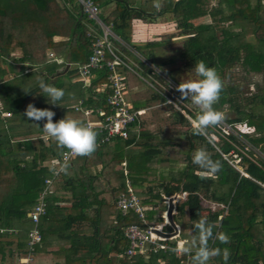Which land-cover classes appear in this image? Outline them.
Wrapping results in <instances>:
<instances>
[{"label":"trees","instance_id":"trees-1","mask_svg":"<svg viewBox=\"0 0 264 264\" xmlns=\"http://www.w3.org/2000/svg\"><path fill=\"white\" fill-rule=\"evenodd\" d=\"M94 1L100 9L108 8V15L102 20L108 25L112 22L113 30L126 40L121 35V26L132 18L133 4L138 0ZM112 2L113 8H109ZM140 10L144 16L150 15L148 18L167 12L177 17L178 27L187 34L182 59L188 62L189 68L198 60L205 61L223 80L224 88L214 107L218 111L228 110L226 121L233 127L245 122L255 130L238 132L242 140L236 134L209 128L210 134H220V141L211 143L197 135L207 143V153L220 162L221 170L201 179L203 170L193 164L192 147H189L185 167L170 176L161 175L164 181H172V185H157V191L153 192V186L143 189L144 173L154 170L151 163L156 158L145 150L152 146L149 131L135 128L128 138L114 137L102 142V134L96 129L98 148L95 153L73 157L55 178L56 181L63 177L69 182L71 207L79 212L64 214L63 207H58L64 196L52 189L47 191L46 212L37 224L42 239L34 246L33 259L51 232L46 227L49 220L60 219L70 227L73 219L89 218L97 222L96 229H90L89 234H81L86 230L73 231L70 248L63 250L64 264H188L190 256L172 251L179 237L168 241L167 250L151 252L148 257L124 255L129 247L124 235L125 225L137 222L148 227L163 223L167 205L162 195L187 192L184 200L175 202L174 220L178 225L182 224L186 211L190 214V224L184 225L183 235L180 230L181 239L186 238L188 230L197 235L195 223L204 217L215 225L214 237L217 232L230 237L227 244L218 239L209 241L210 247L229 249L228 264H264V157L256 159L251 151L245 150V143H249L264 153V0H166L151 13L145 6ZM203 17L209 21H195ZM88 24L98 27L87 18L77 0H0V264H23L20 258L27 254L29 234L35 228L30 212L38 203L46 180L54 176L55 163L66 150L59 149L49 138L43 139L42 127L28 125L31 120L25 116V111L29 104L41 109L50 104L39 88V81L64 90V97L57 103H63L68 112H75L78 104L107 109L104 92L97 90L101 84L109 82L107 74L100 72L98 79L85 85L76 67L68 64L87 60L93 38V34L88 35ZM60 33L66 38L55 40ZM50 48L64 59L62 63L50 60L47 53ZM19 50L21 56L13 57ZM148 54L154 59L152 53ZM26 63L31 68L24 67ZM235 65H240L245 72L243 81L226 84L225 71ZM255 75H260L262 82L251 90ZM38 76L34 81L31 79ZM154 96L164 99L159 93ZM34 97L39 100L37 103L30 101ZM132 103L134 108L145 104ZM187 112L195 118L196 113L189 109ZM176 115L182 123L191 126L180 111ZM186 134L187 139L194 135L192 126ZM32 137L36 139L35 145ZM234 153L242 156L238 164L234 162ZM123 162L138 195H146L142 198V203L150 206L146 210V223L135 212L122 214L117 208V198L127 187ZM69 167L74 169L73 174H67ZM162 170L164 173L165 169ZM203 199L221 203L224 208L212 211L203 206ZM106 207H112L109 216L113 214L114 218L103 225ZM91 209L96 210V216L86 215ZM213 264H224L222 257L213 258Z\"/></svg>","mask_w":264,"mask_h":264},{"label":"built area","instance_id":"built-area-1","mask_svg":"<svg viewBox=\"0 0 264 264\" xmlns=\"http://www.w3.org/2000/svg\"><path fill=\"white\" fill-rule=\"evenodd\" d=\"M77 1L80 3L83 12L86 13L87 18L93 21L98 27L93 26V24H88L90 28L88 35L93 34V38L91 52L87 60L84 63L70 62L68 64L76 67L79 77L85 85H90L93 80L98 79L100 72L107 74L109 81L107 84H101L97 88V90L104 92L107 109L101 107L93 109L78 104L75 106L77 114L80 115L78 119L91 126L94 130L97 129L102 134V142L109 141L114 137L128 138L132 129L140 128V119L145 113L144 108H134L129 98V74L142 77L144 74L149 73V70H153L152 59L146 58L141 52L126 43L122 37L112 30L110 25L102 20L100 6L94 0ZM117 44L121 46V49ZM136 52L140 55H136ZM134 54L137 56L136 58ZM49 58L58 63H62L64 60L62 57L56 56L53 51L49 53ZM141 72L144 74H140ZM148 82L154 86L153 81ZM93 116L94 118H92ZM133 124H135L134 127H132ZM240 125L242 124L239 123L233 127L230 124H225L221 129L224 134L233 133L242 139L237 130L240 132L251 131L249 129L242 130ZM245 126L249 128L246 123ZM245 144V150L247 152L251 151L256 159L262 156L264 157V154L259 149L249 143ZM73 157L75 156L68 153L67 150L63 151L61 159L54 165V176L46 180V187L41 192L38 203L30 212V216L35 222V228L29 234L28 252L20 258V262L23 264H31L34 255V246L42 239L37 224L40 217L46 212V193L51 189L55 178L63 171ZM233 157L235 158V164H238L242 158L237 153H234ZM123 165L127 187L117 198V208L122 214L130 211L135 212L146 223V210L150 206L142 203V198L138 195L128 177V170L125 168L126 162H123ZM183 195H187V192H183ZM163 196L164 201L168 204L167 198L171 196ZM176 197L177 201L181 195L176 194ZM163 216L165 218L163 224H155L148 227H143L137 222L126 224L124 227V235L129 240V247L124 252V255L129 257L136 255L148 257L151 252L170 248L168 241L180 237V229L178 228L177 233L171 234L168 237L156 233L153 230L154 228L165 231L164 225L169 224L166 212ZM173 231L169 233H173Z\"/></svg>","mask_w":264,"mask_h":264},{"label":"rangeland","instance_id":"rangeland-1","mask_svg":"<svg viewBox=\"0 0 264 264\" xmlns=\"http://www.w3.org/2000/svg\"><path fill=\"white\" fill-rule=\"evenodd\" d=\"M201 20L208 22L209 18H198L195 21L199 23L198 21ZM166 21H168L170 24L165 25ZM154 22L157 23L156 28L161 27V29L158 30L160 34H158V37H156L159 44L148 50L150 53L153 52L154 59L149 57L148 51L146 54L142 53L146 58L152 59L153 70H149V73L147 74L141 72L140 74H144L142 77L129 74L130 100L132 102H145L144 106L141 107L145 109V113L142 116L139 127L149 131V136L151 137H149L148 140L151 142L152 146L150 148H145V150L148 149L147 153L150 151V153H153L156 158L153 159V163L150 161V163L153 164L152 166L154 170L151 173H144L146 180L143 182V189L145 186H153L155 187L153 192L157 191V185H172V181H164L161 175L170 176L171 174H174L185 167L186 163H188L187 154L189 152V147H192L193 153L197 149H204L206 151L208 149L207 143L202 139L201 136L190 135L191 138L187 139L186 132L191 129L192 125L190 126L187 122L182 123L176 115V113L180 111L189 119L191 116L187 112V109L193 111L194 113H197L198 111L197 107L192 104L190 99H182L181 94L176 91V86L180 82L197 79L194 67L189 68L188 62L183 60L181 57L183 42L186 39L187 34H183L182 29L178 27L179 22L176 16L169 18L165 15H162V17H155ZM134 46L137 45L135 44ZM51 51H53L55 54V51L50 48L47 50L48 55ZM136 55L140 54L136 52ZM134 57L136 58L137 56L134 54ZM28 68H31V66L29 65ZM244 74L245 72L242 71L241 66L235 65L226 69L224 82L226 84L232 82L241 83L243 81L242 79ZM34 78H39V76L32 77L31 79L34 81ZM148 81H153L154 86H152ZM261 82L262 78L260 75L252 76V84H250V89H256L258 87L257 83L260 84ZM157 93L164 96V99L160 97L155 98L154 95H157ZM31 100L36 101V103L39 101L36 97L31 98L30 101ZM57 104L58 105H53L50 103L47 107L51 111L55 112L53 120L61 119L68 114L70 115L67 116L69 118H80L76 110H74L75 112H68L67 108H64L63 103L59 102ZM226 110V108L219 110L225 114L224 121L216 127V129L221 133H224L221 127H223L225 124H228L226 121L228 110ZM72 115H74V117H72ZM92 118H94V116ZM28 125L34 128L42 127L40 121L37 122L34 120H31L30 124ZM248 127L249 128L245 126V122L240 125L242 130L249 129L251 132L255 130L254 126L248 125ZM237 131L240 132L239 130ZM211 137L212 141L214 142L220 141V134L217 132L212 133ZM262 154L264 153L262 152ZM162 169H165L164 173H162ZM180 195L181 197L178 198L179 201L184 200L187 196L183 195V193ZM140 196L141 198H144L146 195L144 193L143 195L140 194ZM202 204L205 208L211 209L212 211L224 208L223 204L221 203L207 201L205 199H203ZM110 210H113L112 207H106L103 210L102 216L104 218V225L110 221L108 219ZM204 213L205 211L203 214ZM163 215H165V213ZM186 224H190L189 211H186L185 216L182 217V224L179 226L181 228L182 235L185 228L184 225ZM164 230L170 232L173 230V227L167 225L164 227ZM190 232V230L186 231L187 235L185 236V239H181L179 237L177 239V245H179L182 241H191L192 237L195 235H192ZM188 264H191V261ZM209 264H213V260H211Z\"/></svg>","mask_w":264,"mask_h":264},{"label":"clouds","instance_id":"clouds-1","mask_svg":"<svg viewBox=\"0 0 264 264\" xmlns=\"http://www.w3.org/2000/svg\"><path fill=\"white\" fill-rule=\"evenodd\" d=\"M153 7L161 8V0H153ZM194 71L197 79L180 82L176 86V91L181 94L182 99H190L198 109L195 118H189L193 134L204 136L211 143L212 137L208 129L219 126L225 119V114L214 107L220 99L224 83L216 69L208 66L203 60L196 61ZM39 88L53 105H58L57 101L65 95L63 89L47 84L43 80L39 81ZM25 116L37 122L46 120L43 132L56 142L59 149H66L71 155L91 156L98 148L97 131L79 119L65 116L54 122L55 112L48 108H37L32 104L27 106ZM192 162L203 170L200 173L201 179L213 176L221 170L220 162L214 161L204 149L194 151ZM214 227L213 223L201 217L195 223L197 235L193 236L191 241H182L172 251L190 256L191 264H209L216 257H222L224 264H228L231 255L229 249L210 247L209 241L218 239L220 243L227 244L230 237L223 232H217L214 237Z\"/></svg>","mask_w":264,"mask_h":264},{"label":"crops","instance_id":"crops-1","mask_svg":"<svg viewBox=\"0 0 264 264\" xmlns=\"http://www.w3.org/2000/svg\"><path fill=\"white\" fill-rule=\"evenodd\" d=\"M174 1H176V0H174ZM164 2H166V0H161L162 5H164ZM113 6H114V2L110 3L109 8H113ZM141 6L147 7L149 10L148 13H151L153 11V9L155 8V7H153V0H138V1H136L133 4V7H135V9L133 10L132 18L128 21V24L121 26V35L126 38V40H125L126 43L131 45L133 48H135L139 52L146 54V52L148 50H150L152 47L156 46V45L152 46V47L146 46L148 43H158V39L156 37H158V34H160V32L158 30H160L161 27L156 28L157 23L154 22V18L155 17L156 18L162 17V15H154V16H151L150 18H148L150 15L145 14L146 16H144V13L141 12V10H140ZM108 11H109L108 8L107 9H105V8L101 9V18L102 19H103V16L108 15ZM147 15H148V17H147ZM164 15L169 17V18L170 17L172 18V16H174L172 12H167ZM201 21H203V20H201ZM152 22H154V23H152ZM166 24H170V23L168 21H166L165 25ZM109 25L112 27V30H113V23L111 22V24H109ZM115 33L120 36V33H117V32H115ZM65 38L66 37L64 35H62L61 33L55 36V40H58V41L63 40ZM135 44L137 46H134ZM117 46L120 47V49H121V46L119 44H117ZM136 47L140 48V49H137ZM148 53H150V52L148 51ZM151 53L153 54V52H151ZM20 56H21L20 50L13 54V57H20ZM12 63H13V61H12ZM28 66H29V64L26 63L24 67L28 68ZM66 116H70V115L68 114ZM72 117H74V115H72ZM58 120H60V119H58ZM58 120H54V122L58 121ZM45 122H46V120L40 121L42 128H43V124ZM41 137H43V139H48L47 134L44 133L43 130L41 131ZM32 142H33V145L36 144V139L34 137H32ZM68 173L73 174L74 169L69 167L67 169V174ZM67 185H69V182L66 179H64L63 177H59L58 179H56V181L53 182L51 189L55 190L56 193L59 194L60 196L61 195L64 196L63 198L60 199V202L58 204L59 208L63 207L61 209H63L64 214H67V213H74L75 214V213H78L79 211L71 207V205H72V202H71L72 200L70 198L71 192L68 190ZM162 197H164V196L162 195ZM163 202L168 207V204L165 201H163ZM174 212H175L174 213V215H175L176 209L174 210ZM86 215L88 217H94V216H96V210L91 209V210L86 212ZM112 218H114L113 214L108 216V219H112ZM96 223L97 222H94L89 218H87V219H85V218L73 219L71 221V226L68 227V226H66L65 222L60 220V219L56 222L49 220L47 222L46 227H47V229L49 227V229H51L49 231H51V232H49V234H47L46 238L44 239L43 243L41 244V247L39 248V251L36 253L31 264H64L65 253L63 252V250L65 248H70L71 244H70L69 240L72 239L73 231H84V230H86L87 231L86 233H81V232L80 233L81 234H89L90 229L91 230L93 228L96 229L95 228ZM163 223H161V224H163ZM105 225H107V223ZM179 226L180 225H178V228L181 230V228ZM164 227H165V225H164Z\"/></svg>","mask_w":264,"mask_h":264},{"label":"water","instance_id":"water-1","mask_svg":"<svg viewBox=\"0 0 264 264\" xmlns=\"http://www.w3.org/2000/svg\"><path fill=\"white\" fill-rule=\"evenodd\" d=\"M82 9V7H81ZM68 68V66H67ZM176 195H173L171 197H168L167 200H168V207H167V211H166V216H167V219L169 221V224L173 227V233H169V232H166V231H162L160 229H156L154 228L153 230L160 234V235H163V236H170L171 234H174V233H177L178 232V225L176 224L175 220H174V210H175V201H176ZM191 212H193V209H191Z\"/></svg>","mask_w":264,"mask_h":264}]
</instances>
